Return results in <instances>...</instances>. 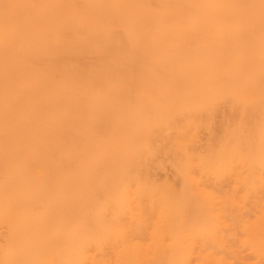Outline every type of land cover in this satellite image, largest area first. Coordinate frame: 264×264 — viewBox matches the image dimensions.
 I'll list each match as a JSON object with an SVG mask.
<instances>
[{
    "label": "bare ground",
    "instance_id": "bare-ground-1",
    "mask_svg": "<svg viewBox=\"0 0 264 264\" xmlns=\"http://www.w3.org/2000/svg\"><path fill=\"white\" fill-rule=\"evenodd\" d=\"M0 264H264V0H0Z\"/></svg>",
    "mask_w": 264,
    "mask_h": 264
},
{
    "label": "rangeland",
    "instance_id": "rangeland-1",
    "mask_svg": "<svg viewBox=\"0 0 264 264\" xmlns=\"http://www.w3.org/2000/svg\"><path fill=\"white\" fill-rule=\"evenodd\" d=\"M168 172L169 174H170V171L167 169V170H163V171H161L162 173H165V172Z\"/></svg>",
    "mask_w": 264,
    "mask_h": 264
}]
</instances>
